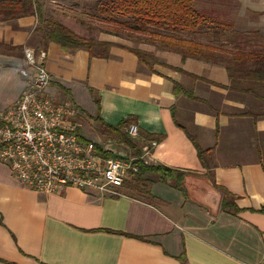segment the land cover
<instances>
[{"label": "crops", "instance_id": "0c3cea01", "mask_svg": "<svg viewBox=\"0 0 264 264\" xmlns=\"http://www.w3.org/2000/svg\"><path fill=\"white\" fill-rule=\"evenodd\" d=\"M237 12L228 22L235 32L264 28L238 21ZM36 28L35 16L0 17V114L31 79L24 49L43 50L51 78L46 95L78 109L84 137L105 156L182 174L181 188L176 175L160 181L146 173L149 198L138 197L125 186L130 173L118 196L74 188L46 195L21 186L0 163V264H264L258 212L264 207V87L254 96L241 92L245 65L232 64L229 75L220 61H182L178 53L150 48L151 73L130 46L97 40L113 44L107 58L64 53L51 43L43 49ZM258 45L239 38L226 51L230 57L236 48L250 52ZM174 84L195 100L175 95ZM96 117L112 126L129 119L138 129L132 138L138 153L112 140L116 148L107 146ZM191 138L209 150L207 168ZM220 189L235 197L236 212L222 211Z\"/></svg>", "mask_w": 264, "mask_h": 264}, {"label": "trees", "instance_id": "16d2710c", "mask_svg": "<svg viewBox=\"0 0 264 264\" xmlns=\"http://www.w3.org/2000/svg\"><path fill=\"white\" fill-rule=\"evenodd\" d=\"M71 2L75 5L83 3L89 7L90 16L111 26L110 30L115 32L114 35L127 32L163 36V49L178 53L182 61L187 58L220 61L227 66L229 75L232 64H244L246 78L242 79L243 87H245L242 88L241 92L243 93L254 96L257 86L264 87V53L260 51L246 52L236 48V51L232 52L229 57L227 52L229 48L227 44H233L239 38L249 42V39L254 40L258 37V32H255V35L239 34L233 30L231 23L221 22L222 20L214 19L211 15H201L194 8L195 0H71ZM26 16L36 17L35 33H37L43 49L51 43L59 46L64 53L83 50L91 57L107 58L108 48L113 45L106 41L79 36L55 19L45 18L42 0H0L2 20ZM229 34L231 35L228 36ZM130 51L137 57L139 64L145 66L149 72H153V62H148V58H152L151 54L143 53L140 50ZM214 51L218 53L215 54ZM230 81L232 84V81L234 83L235 80L231 78ZM173 93L175 95L183 94L188 99L195 100L192 93L185 91L178 84L173 85ZM94 102L98 105L96 97H94ZM96 121L100 125L99 131L105 139L137 150L135 141L127 134L131 122L129 119L122 120L115 126L103 123L98 117H96ZM191 140L196 147L199 161L207 168L205 156L210 153L209 150H201L192 138ZM95 147L98 150L101 149L97 145ZM104 153L106 154V152ZM134 164H136L137 172L132 174L129 181L125 183V186H128L130 190L140 192L144 197L149 198L146 186L150 181L144 179L146 173L159 175L160 181L176 175V185L181 188L179 180L182 174L166 167L148 165L140 160H136ZM220 191L222 193V211L236 212L235 197L225 190L220 189ZM258 212L264 214V207Z\"/></svg>", "mask_w": 264, "mask_h": 264}, {"label": "built area", "instance_id": "2783aa9c", "mask_svg": "<svg viewBox=\"0 0 264 264\" xmlns=\"http://www.w3.org/2000/svg\"><path fill=\"white\" fill-rule=\"evenodd\" d=\"M46 57L43 50L24 49L32 75L18 100L0 114V163L21 186L40 194L74 188L118 196L123 181L137 172L135 160L105 156L84 137L78 109L46 95ZM127 134L136 137L137 126L130 125Z\"/></svg>", "mask_w": 264, "mask_h": 264}, {"label": "rangeland", "instance_id": "374dc122", "mask_svg": "<svg viewBox=\"0 0 264 264\" xmlns=\"http://www.w3.org/2000/svg\"><path fill=\"white\" fill-rule=\"evenodd\" d=\"M42 6L45 18L49 17L55 19L67 28L72 29L73 32L79 36L92 38L94 40L112 39L117 43L130 46L131 49L140 50L146 54H151L150 51H145L150 48L152 50H163V36L127 32L121 33V35H114L115 32L110 30L111 26H107L92 18L90 16L91 11L89 7L85 6L83 3L75 5L71 0H42ZM194 8L198 10L201 15H211L214 19H220V14L227 22H233L238 10V21L249 23V25L254 22L264 25V15H262L264 14L262 13L264 12V0H195ZM259 13L262 14L259 15ZM255 32L256 31L248 32V34L255 35ZM257 32L258 37L254 39V41L259 44V49H257V51L260 50V52L264 53V28ZM237 33L240 34V32ZM249 40L251 41L252 39ZM151 55L152 58H148V62H153L155 59L153 54ZM104 141L108 143L106 145H109L110 148H116L114 144L109 142L110 140L105 139ZM127 191L132 195L144 198V195L140 192L138 193L129 189H127Z\"/></svg>", "mask_w": 264, "mask_h": 264}]
</instances>
